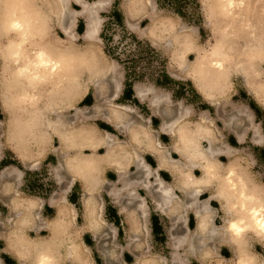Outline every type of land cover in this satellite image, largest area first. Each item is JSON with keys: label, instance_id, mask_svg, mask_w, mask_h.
Here are the masks:
<instances>
[{"label": "clouds", "instance_id": "obj_1", "mask_svg": "<svg viewBox=\"0 0 264 264\" xmlns=\"http://www.w3.org/2000/svg\"><path fill=\"white\" fill-rule=\"evenodd\" d=\"M0 264H264V0H0Z\"/></svg>", "mask_w": 264, "mask_h": 264}, {"label": "rangeland", "instance_id": "obj_2", "mask_svg": "<svg viewBox=\"0 0 264 264\" xmlns=\"http://www.w3.org/2000/svg\"><path fill=\"white\" fill-rule=\"evenodd\" d=\"M125 95H126V96H130V95H131V91H130V89H129L128 91H126V94H125ZM89 102H90V101H89ZM109 176H110V178H112V179L115 178L114 175L111 174V173L109 174ZM32 187H33V188H39V187H42V185H40V184L38 183V180H34L33 183H32ZM113 212H114L113 209L110 208V209H109V216H110L112 219L117 220V222H118V218L116 217V215H115ZM160 231H161V230H159V232H158V234H157V237H158V238H160V236H159Z\"/></svg>", "mask_w": 264, "mask_h": 264}, {"label": "crops", "instance_id": "obj_3", "mask_svg": "<svg viewBox=\"0 0 264 264\" xmlns=\"http://www.w3.org/2000/svg\"><path fill=\"white\" fill-rule=\"evenodd\" d=\"M113 211H114L113 213L116 215L115 209H113ZM153 223H154V230H155L156 234H158L159 230H161V229H160L159 223L155 217L153 218Z\"/></svg>", "mask_w": 264, "mask_h": 264}]
</instances>
